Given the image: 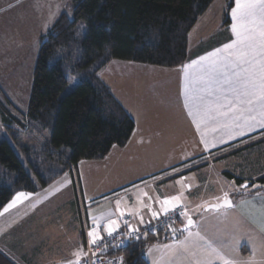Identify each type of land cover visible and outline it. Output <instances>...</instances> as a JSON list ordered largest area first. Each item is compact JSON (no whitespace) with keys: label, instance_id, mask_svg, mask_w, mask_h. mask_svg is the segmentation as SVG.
I'll return each instance as SVG.
<instances>
[{"label":"crops","instance_id":"crops-1","mask_svg":"<svg viewBox=\"0 0 264 264\" xmlns=\"http://www.w3.org/2000/svg\"><path fill=\"white\" fill-rule=\"evenodd\" d=\"M226 6L227 4L215 16L213 26L210 24L200 31L194 44L195 51L190 54L188 50L189 58L184 66L168 71L169 68L123 61L125 65L121 72L128 77H121L117 82L119 86L111 77L102 80L135 122V130L129 142L134 140L146 156V152L152 151L149 149L167 147L169 141L173 143L177 131L182 136H185L184 133L191 136L184 150L187 155L191 159L205 158L204 162L216 159L224 148H232L259 134L264 136V109L257 107L248 111L246 105L237 103L238 110L224 116L221 112L226 109L218 107V104L223 103L224 96L234 100L236 96L225 82V74L235 80L232 74L236 66L231 63L230 53H234L236 49L224 47L237 41L232 31L233 24L237 23L232 16L236 0L227 25L223 19ZM172 70L178 75V80L171 79L169 82L167 74L174 72ZM169 88L171 98L168 96ZM176 110L178 115L175 114ZM175 116L179 121L177 127ZM191 147L194 152H190ZM172 175L170 172L157 178H149L140 185L137 184L138 186L127 190H111L96 198L90 196L87 199V196H83V200L85 203L87 200L93 202V199L113 203L106 217L92 219L99 222L103 231L110 220H116L117 226L126 215L131 217L132 227L141 228L154 219L149 209L162 214L160 201L165 198L159 193H148L151 195L150 199L140 196L145 198L143 202L141 198L135 199L134 192L155 185L154 182L157 181L165 182L163 179L172 178ZM56 182L57 180L35 194H16L11 201L15 200V205L7 211H4L5 208L1 211L0 252L15 264L85 263L86 257H79L80 248H84L83 220L79 219L76 200L70 197L65 200L60 194L56 196L55 192L58 189L60 191L58 185L54 187ZM168 197L180 198L181 194L171 192ZM228 198L232 200L231 207L203 211L202 215L192 217L194 225L185 232H181L184 227L182 215L174 228L173 237L167 236L168 240L147 249L145 258L148 263L196 264L201 261L202 264H223L210 250L205 251L208 243H211L230 264H264V189L262 193L250 196L245 194L235 197L236 199H233L231 193L221 194L208 203ZM180 202L179 200V206L184 208ZM141 217L143 224L140 222ZM189 232L192 233L191 236ZM181 244H187L195 255H178L177 246Z\"/></svg>","mask_w":264,"mask_h":264},{"label":"trees","instance_id":"trees-1","mask_svg":"<svg viewBox=\"0 0 264 264\" xmlns=\"http://www.w3.org/2000/svg\"><path fill=\"white\" fill-rule=\"evenodd\" d=\"M214 1L70 0L72 16L61 14L40 39L25 119L0 100L11 139L0 142V213L16 194L38 193L66 173L73 174L81 161L103 160L113 147L126 146L135 122L100 73L113 60L169 69L184 66L189 58L190 33ZM233 5L234 0H227L225 25ZM80 22L87 27L81 41L76 33ZM69 73L78 77L79 84L61 98ZM12 122L23 131L14 128ZM255 148L250 154L258 152ZM257 148L263 155L264 145ZM226 175L239 186L245 183L232 173ZM256 182L261 185L258 190H263L264 174ZM77 207L81 219L82 205L77 203ZM167 236L159 233L130 243L119 251L124 264H149L147 249L168 240ZM0 264L15 263L0 252Z\"/></svg>","mask_w":264,"mask_h":264},{"label":"rangeland","instance_id":"rangeland-1","mask_svg":"<svg viewBox=\"0 0 264 264\" xmlns=\"http://www.w3.org/2000/svg\"><path fill=\"white\" fill-rule=\"evenodd\" d=\"M225 4H227V0H215L209 11L200 19L201 21L199 20L189 36L190 54L195 51L196 45L194 44L196 39L199 38L200 31L210 24L214 25L215 16L220 14V10L224 9ZM63 13L72 16L73 9L70 0H0V100L3 104L8 105L13 114L21 119H25L24 116L29 108L34 71L40 50V39L49 33L56 20ZM86 32V25L80 22L76 29L80 41L83 40ZM123 63L125 62L120 60L110 62L100 73L101 80L111 77L117 84L121 77H128V75L121 72L125 65ZM167 75L169 82L171 79L178 80L175 71L168 72ZM68 80V86L61 94V98L72 92L79 84L78 77L72 73L68 74ZM117 86L119 85L117 84ZM168 96L171 98L170 88ZM175 114L178 115L177 110ZM175 121L177 127L179 121L176 116ZM12 125L17 130L23 131L22 127L16 122H12ZM27 133L25 135H28ZM175 133L173 143L169 141L167 147L161 148L152 145L154 148L149 149L152 151L146 152L148 156L144 154L141 148L136 146L134 140H131L127 146L113 147L110 154L103 160L81 161L78 164V172L66 173L57 180L54 187L58 185L60 191L58 189L55 195L60 194L65 200L68 197L75 198L78 205L85 207L86 220L90 224L97 223L101 227L99 222L92 219L94 217H106L110 208L113 207V203L109 201L98 202L95 199H93V202L87 200L85 203L83 196L84 198L87 196V199L90 196L96 198L101 195L104 196L103 194H107L111 190H127L132 186L140 185L149 178H157L170 172L173 174L172 177L174 176V179L177 180L174 181L171 177L164 178L163 180L168 181L167 183L154 182L155 185L140 188L133 195L135 199L140 200L141 198L145 202V198L140 197L141 195L146 196V199H150L151 195H148V193L152 195L159 193L160 196L166 199L169 198L168 195L171 192L180 193V203L187 213V216L182 217L184 226L187 224L188 217H191V219L192 217H198L202 215L206 207L221 202L208 203L221 194L231 193L233 199H236L235 195L238 193L249 196L250 194L262 193L263 190H258L261 185L256 182L257 178L264 174V154H260L257 148V146L264 145L262 134L222 151L220 155L215 157L216 159L213 158L210 162L208 160L207 163L204 162L205 158L201 159L202 157L191 159L190 155H187V152L184 151L186 143H189L190 135L184 133L185 136H182L180 131ZM43 135L49 137L47 132H44ZM25 137L24 141H27L28 139ZM4 139L11 142L6 123L3 120V112L0 108V142ZM254 147L258 151L255 155L250 154V149L252 150ZM193 150L191 147L190 152H194ZM192 154L194 155V153ZM203 165L205 166L201 167ZM198 167L201 168L193 171ZM226 172L244 179L245 183L239 186L235 180L229 179ZM251 181H254V184L243 190L242 187ZM140 204L143 205V203ZM193 207L197 209L194 210ZM80 213V220H82L83 214ZM79 253L80 259L86 257L84 248H80ZM76 261L77 259L74 262Z\"/></svg>","mask_w":264,"mask_h":264},{"label":"snow or ice","instance_id":"snow-or-ice-1","mask_svg":"<svg viewBox=\"0 0 264 264\" xmlns=\"http://www.w3.org/2000/svg\"><path fill=\"white\" fill-rule=\"evenodd\" d=\"M239 13V14H238ZM232 16L237 23L233 24L232 31L237 37V41L234 44H226L225 49L235 48L234 53H230L231 63L235 64L236 69L233 70V76L235 80L227 77L225 74V82L231 87V91L236 94L235 100L228 96H224L223 103L218 104L219 108L226 109L221 112V115L227 116L230 112H236V104H244L247 106L248 111H252L257 107L264 109V0H236V8L232 10ZM257 21L259 23L257 24ZM219 51V50H217ZM215 55V53H213ZM244 187H247L246 185ZM20 195H23L22 193ZM179 197L166 198L160 201V212L167 215L170 211H175L178 204ZM15 200L11 202L4 211L15 205ZM225 203L230 202L225 199ZM152 218L159 217L158 212L149 209ZM3 213H0L2 215ZM123 216L124 213L122 212ZM182 215L187 216L184 212ZM141 224H143V218H140ZM116 220H110L106 225L107 235H113L116 231ZM193 226L191 217L187 218V225L185 230L190 229ZM138 228H133L128 225L129 233L138 232ZM145 237L147 232L144 233ZM192 233L189 232V236ZM199 236V233L196 234ZM89 236L92 237V244H96L100 237L96 232H89ZM206 243H208L206 241ZM210 250L215 254L217 258L223 261V264H230L228 259H225L220 252L214 248L211 243H208V248L205 251ZM178 255H195L194 252L188 247L187 244H181L177 246ZM196 264H202L201 261H197Z\"/></svg>","mask_w":264,"mask_h":264},{"label":"built area","instance_id":"built-area-1","mask_svg":"<svg viewBox=\"0 0 264 264\" xmlns=\"http://www.w3.org/2000/svg\"><path fill=\"white\" fill-rule=\"evenodd\" d=\"M81 212L83 214L82 239L86 253L84 264H124V257L119 254V251L128 248L130 243L159 233L168 235L170 238L173 237L174 228L184 213V209L179 206L175 208L174 212L170 211L167 215L162 213L158 218L152 219L143 227L138 228L139 231L136 233L128 232L131 217L126 215L123 217V222L116 226L117 230L111 236H108L107 231H103L97 224H90L84 219L85 207L81 208ZM89 232H96L100 237L95 245L92 244V237L89 236ZM145 232H147L146 237Z\"/></svg>","mask_w":264,"mask_h":264},{"label":"water","instance_id":"water-1","mask_svg":"<svg viewBox=\"0 0 264 264\" xmlns=\"http://www.w3.org/2000/svg\"><path fill=\"white\" fill-rule=\"evenodd\" d=\"M244 186L242 187L243 190L246 188ZM246 186L248 187L249 184H246ZM227 201L230 202V206H229V204H226L225 203V200H223V201L219 202L218 204H214V205H210V206L206 207L205 211H211V210L218 211V210H220L222 208L231 207L232 206V200H231V198H228ZM192 221H193V225H194V220H192ZM186 225L181 229V232L187 231V230H185Z\"/></svg>","mask_w":264,"mask_h":264}]
</instances>
